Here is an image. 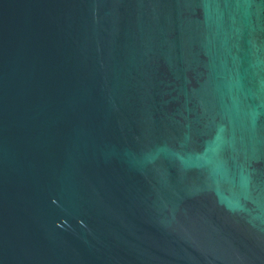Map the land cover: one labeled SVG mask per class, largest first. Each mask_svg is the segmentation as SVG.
Segmentation results:
<instances>
[{
    "label": "water",
    "instance_id": "obj_1",
    "mask_svg": "<svg viewBox=\"0 0 264 264\" xmlns=\"http://www.w3.org/2000/svg\"><path fill=\"white\" fill-rule=\"evenodd\" d=\"M0 264H264V0H0Z\"/></svg>",
    "mask_w": 264,
    "mask_h": 264
}]
</instances>
